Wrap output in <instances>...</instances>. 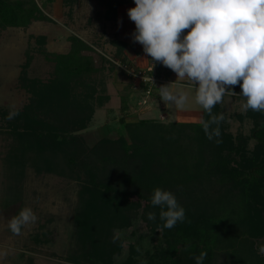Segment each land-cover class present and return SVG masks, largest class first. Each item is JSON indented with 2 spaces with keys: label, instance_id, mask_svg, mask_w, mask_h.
<instances>
[{
  "label": "trees",
  "instance_id": "obj_1",
  "mask_svg": "<svg viewBox=\"0 0 264 264\" xmlns=\"http://www.w3.org/2000/svg\"><path fill=\"white\" fill-rule=\"evenodd\" d=\"M65 1L74 5L77 0ZM101 1L107 7L106 20H116L117 9L128 2ZM47 3L0 0V30L52 23L44 13ZM36 40L38 53L54 64V73L47 83L28 85L24 74L21 76V86L28 88L31 98L14 119H7L9 111L0 108L5 123L0 134L9 140L4 158L12 182L8 189L16 193L27 168L36 175L51 174L76 184L77 205L71 223L78 250L72 253L71 257L77 256L73 262L115 264L113 259L121 254L125 241L118 233L140 223V229L159 235L160 242L147 251L146 261L139 263L135 247L143 237L132 230L129 238L135 236L136 242L128 245L122 264H196L195 257L201 252L207 253L203 264H212L217 251L224 255L223 264H264V255L258 251L264 245V113H245L253 124L248 136L225 132L221 122L219 144L207 139L201 122L164 124L120 118L122 130L116 128V138L103 136L90 145L83 132L90 124L95 89L86 80L99 70L92 58L83 54L91 47L70 36L66 53L51 54L43 49L44 36ZM113 45L116 60H102L128 79L123 66L166 83L174 73L158 62L152 69L134 70L123 55L130 44L118 38ZM28 53L25 67L31 59ZM132 86L130 83L127 88ZM153 86L141 82L139 89L144 94L149 90L147 95H151ZM102 99L96 102L100 104ZM127 102L128 96H122L124 112ZM213 114H220V104ZM207 119L202 109V120ZM249 140L254 141L251 148ZM158 187L175 195L186 216L184 222L162 231L157 228L163 223L160 209L150 202ZM149 212L157 214L155 221L148 219Z\"/></svg>",
  "mask_w": 264,
  "mask_h": 264
},
{
  "label": "rangeland",
  "instance_id": "obj_2",
  "mask_svg": "<svg viewBox=\"0 0 264 264\" xmlns=\"http://www.w3.org/2000/svg\"><path fill=\"white\" fill-rule=\"evenodd\" d=\"M47 1L49 5L44 13L48 14L52 23H34L28 29L0 30V108L7 111L13 107L21 110L30 103L28 88L21 86L23 74L27 85L36 81L47 83L53 78L54 64L38 53L37 48L40 46L36 39L39 36H44L43 49L51 54L66 53L69 49L68 38L76 36L91 47V51L83 54L90 56L94 66L99 69L98 73L86 80L95 89L90 124L83 132L88 144H94L103 136L116 138V128L122 130L118 122L120 118L126 122L153 120L164 124L202 121V108L195 102L193 87L187 81L177 80V77L170 78L167 83L152 79L151 84L154 86L151 95H147L139 89L140 78L130 76L128 79L118 69L103 62V58L116 60L113 42L122 38L131 45L128 48L132 52L124 49L126 54L123 51L125 61L129 62L127 65L134 70L154 68L155 62L143 52V47L138 46L140 53L134 54L135 45L141 44L132 40L135 23L128 17L127 10L136 6L135 0H128L127 4L118 8L116 20H106L107 7L101 0H77L74 5H66L65 0H36V3L41 5ZM27 53L31 59L25 67ZM130 83H133L131 89L127 88ZM169 84L170 90L187 94L184 108L166 105L159 97L158 88ZM232 90L237 94L241 92L239 85ZM125 95L128 96V102L124 112L120 107L121 98ZM99 97H103L100 104L96 102ZM241 103L239 96L224 97V102L220 104V114L224 117L221 125L231 135L248 136L253 124L245 117L246 112L241 110ZM4 126L0 118V129ZM8 143L6 136L0 134V264H77L72 261L77 256L71 257L78 250L71 219L77 205L78 187L65 178L51 174L36 175L31 168H27L17 184L16 193L10 191L8 186L12 182L7 178L4 163ZM253 144V140L248 141L249 148ZM24 207L32 209L37 221L24 226L20 235H14L8 228V222ZM141 226L137 223L132 229L118 233L125 241L121 254L113 259L115 264H122L126 259L128 245L131 242L135 244L133 238L136 235L143 237L135 247L136 261L139 263H144L147 251L152 250L153 245H158L159 235L151 233L149 229L144 231L140 229ZM132 230L135 236L129 238ZM69 256L71 258L67 259ZM213 259L212 264H223L225 260L220 251L216 252Z\"/></svg>",
  "mask_w": 264,
  "mask_h": 264
},
{
  "label": "clouds",
  "instance_id": "obj_3",
  "mask_svg": "<svg viewBox=\"0 0 264 264\" xmlns=\"http://www.w3.org/2000/svg\"><path fill=\"white\" fill-rule=\"evenodd\" d=\"M135 5L127 10L135 23L133 42L141 44L153 62L193 87L195 102L209 116L201 121L207 139L222 142L219 125L224 117L213 114V108L225 96L241 97L244 112L264 113V0H135ZM184 29L189 32L184 34ZM171 84L160 86L158 95L166 105L182 109L188 96L170 90ZM237 85L239 94L232 90ZM18 114L10 108L7 119ZM150 202L160 209L159 231L185 221V209L171 191L154 189ZM147 216L157 218L155 212ZM36 221L32 209L24 207L9 220L8 228L20 235L24 226ZM258 251L264 255V245ZM206 255L195 257L196 264H203Z\"/></svg>",
  "mask_w": 264,
  "mask_h": 264
},
{
  "label": "built area",
  "instance_id": "obj_4",
  "mask_svg": "<svg viewBox=\"0 0 264 264\" xmlns=\"http://www.w3.org/2000/svg\"><path fill=\"white\" fill-rule=\"evenodd\" d=\"M116 64H117V63H116ZM117 65H118V64H117ZM122 69H123L125 72H127V74H128L129 76H131V77L136 76V77L140 78V79H141L140 83H141V82H150V83H151V81H152V79H153V78H150V77H145V76H143L141 73H139V74H135V73L133 72V70L128 69V68L125 67V66H123ZM163 82H165V81H162V83H163ZM148 93H149V90L146 91V94H148Z\"/></svg>",
  "mask_w": 264,
  "mask_h": 264
},
{
  "label": "crops",
  "instance_id": "obj_5",
  "mask_svg": "<svg viewBox=\"0 0 264 264\" xmlns=\"http://www.w3.org/2000/svg\"><path fill=\"white\" fill-rule=\"evenodd\" d=\"M117 12H118V9H117ZM126 42H128L127 40H125ZM131 42H132V40H131ZM129 43V42H128ZM138 43V42H137ZM131 46V45H130ZM136 46H137V48H136ZM138 46L141 48L142 47V45H135V51H134V54L136 55V54H139L140 53V51L138 50L139 48H138ZM126 49H129V48H126ZM130 50V49H129ZM131 51V50H130ZM132 52V51H131ZM124 53H126L127 54V52H126V50L124 51ZM174 77H177L176 76V74L175 73H173V74H171L170 75V77L169 78H171V79H174Z\"/></svg>",
  "mask_w": 264,
  "mask_h": 264
}]
</instances>
